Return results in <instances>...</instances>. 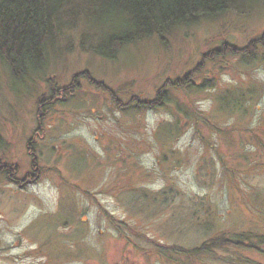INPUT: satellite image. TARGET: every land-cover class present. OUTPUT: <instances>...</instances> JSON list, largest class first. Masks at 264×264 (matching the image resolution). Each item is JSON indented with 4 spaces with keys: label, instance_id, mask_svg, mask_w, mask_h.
Here are the masks:
<instances>
[{
    "label": "rangeland",
    "instance_id": "obj_1",
    "mask_svg": "<svg viewBox=\"0 0 264 264\" xmlns=\"http://www.w3.org/2000/svg\"><path fill=\"white\" fill-rule=\"evenodd\" d=\"M82 32L21 82L0 62V264H264L263 245L198 250L264 235V0L112 61Z\"/></svg>",
    "mask_w": 264,
    "mask_h": 264
},
{
    "label": "trees",
    "instance_id": "obj_2",
    "mask_svg": "<svg viewBox=\"0 0 264 264\" xmlns=\"http://www.w3.org/2000/svg\"><path fill=\"white\" fill-rule=\"evenodd\" d=\"M255 1L0 0V62L7 68L13 83L21 82L42 72L48 52L58 45L64 33L75 30L83 31L79 36L82 49L112 61L125 47L152 38L163 43L174 29L190 28L227 12H239ZM255 41L243 49L230 45L228 51V44L223 43L218 51L245 58L255 51ZM258 43H264V36ZM187 75L185 79H188ZM73 81H76L75 76ZM181 83L183 80H175L170 85L179 87ZM66 92L62 91L60 95ZM165 101V90L160 88L152 101H136L135 104L136 107L154 108ZM221 244H249L254 245L250 246L252 249H258V246H264V235L242 234L230 239L221 236L201 245L198 250H204L206 245Z\"/></svg>",
    "mask_w": 264,
    "mask_h": 264
}]
</instances>
